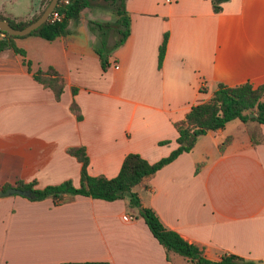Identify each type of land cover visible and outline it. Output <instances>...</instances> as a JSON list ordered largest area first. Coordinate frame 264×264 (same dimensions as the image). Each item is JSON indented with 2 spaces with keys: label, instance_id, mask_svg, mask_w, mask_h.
<instances>
[{
  "label": "crops",
  "instance_id": "1",
  "mask_svg": "<svg viewBox=\"0 0 264 264\" xmlns=\"http://www.w3.org/2000/svg\"><path fill=\"white\" fill-rule=\"evenodd\" d=\"M38 7L39 0H0V11L17 17ZM125 8L129 33L105 68L85 8L64 35L15 38L31 70L20 53L0 50V186L32 179L39 187L65 179L78 186L80 161L67 151L72 145L85 147L91 175H115L128 152L155 161L177 146L173 122L217 82L264 81V0H225L219 11L211 0H125ZM49 65L64 78L59 99L32 75ZM73 97L80 119L70 109ZM133 190L208 258L231 252L264 264V143L253 145L240 119L200 135L191 150ZM84 260L192 264L178 254L166 258L128 197L65 194L56 202L0 195V264Z\"/></svg>",
  "mask_w": 264,
  "mask_h": 264
},
{
  "label": "trees",
  "instance_id": "2",
  "mask_svg": "<svg viewBox=\"0 0 264 264\" xmlns=\"http://www.w3.org/2000/svg\"><path fill=\"white\" fill-rule=\"evenodd\" d=\"M105 1L111 3L117 14L114 25L120 34L118 39L111 46H108L105 34L109 23L94 19L88 21L90 29L97 32L98 42L93 48L97 52L103 68L109 64L111 51L123 43L127 37L130 22L125 8V0ZM223 1L225 0H211L213 10L219 11L222 8ZM48 2L49 0H39L38 10L29 16L17 17L0 11V18L7 19L12 26L20 28L37 18ZM92 4L93 0H58L53 9L58 13V17L52 19V13H50L45 21L28 34L38 35L45 39H53L59 35H64L69 32V21L78 20L81 10L92 6ZM19 36L24 35H13L0 30V50L9 48L20 53L23 55V62L31 70L30 60L25 57V51L15 42V38ZM167 36L168 32L165 31L158 47V66L161 65L165 53ZM32 75L35 80L49 87L56 99L60 98L64 87V78L54 66L37 67L32 71ZM72 92L73 94L77 92L76 86L72 87ZM70 109L78 119L82 117L79 105L74 97L70 103ZM250 113H254V115H250ZM232 118H239L243 122L249 140L253 145L264 143V131L261 126L264 123V81L257 85H253L249 81L235 85H228L221 81L217 82L215 89L208 98L192 104L181 119L173 122L178 132L176 137L177 146L167 155L161 156L155 161H149L137 152H128L115 175L111 177L91 175L87 171L88 155L85 147L72 145L67 148V151L80 161V182L78 186H75L71 179L42 187L36 186L34 179L30 181L18 180L15 185L29 189L32 195L27 197L30 199H42L50 196L56 202L61 201L65 194H83L107 200L128 197L129 205L138 208V213L144 218L149 230L164 247L168 260L172 259V255L178 254L187 258L192 264H255L254 260L246 259L231 252L222 253L218 259L208 258L204 254L203 248L198 244L188 241L176 230L166 227L157 213L151 207L143 205L138 193L133 190L135 185L142 183L148 176L173 160L178 154L191 150L200 135L210 129L223 127ZM229 140L230 136L227 135L218 147L222 149ZM198 168L199 164L196 165V169ZM8 186L10 184L6 183L1 185L0 188ZM67 264L110 263L104 260H84L67 262Z\"/></svg>",
  "mask_w": 264,
  "mask_h": 264
},
{
  "label": "water",
  "instance_id": "3",
  "mask_svg": "<svg viewBox=\"0 0 264 264\" xmlns=\"http://www.w3.org/2000/svg\"><path fill=\"white\" fill-rule=\"evenodd\" d=\"M58 0H49L41 14L26 24L23 27H14L12 26L7 19L0 18V30L7 31L13 35H25L30 33L33 29H35L38 25H40L43 21L47 19L49 14L53 11ZM250 115H254V113H250ZM21 194L24 196H31V191L26 188H20L16 185H10L6 188H0V195H9V194Z\"/></svg>",
  "mask_w": 264,
  "mask_h": 264
},
{
  "label": "rangeland",
  "instance_id": "4",
  "mask_svg": "<svg viewBox=\"0 0 264 264\" xmlns=\"http://www.w3.org/2000/svg\"><path fill=\"white\" fill-rule=\"evenodd\" d=\"M85 15L87 18L93 17L99 19H104L109 24L107 26V30L109 31L108 37H109V45H111L114 41L118 39L120 36L119 32L116 30V27L114 25V17L117 15L114 11L113 6L111 3L105 0H93L92 6L85 7ZM92 19V18H91ZM88 20V21H89ZM96 32V31H95ZM97 33V32H96ZM98 38V37H97ZM98 40V39H97ZM239 121L238 118H232L227 121L228 127H230L231 123Z\"/></svg>",
  "mask_w": 264,
  "mask_h": 264
},
{
  "label": "built area",
  "instance_id": "5",
  "mask_svg": "<svg viewBox=\"0 0 264 264\" xmlns=\"http://www.w3.org/2000/svg\"><path fill=\"white\" fill-rule=\"evenodd\" d=\"M52 19L58 17V13L56 11H52Z\"/></svg>",
  "mask_w": 264,
  "mask_h": 264
}]
</instances>
